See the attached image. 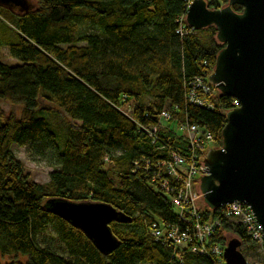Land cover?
I'll use <instances>...</instances> for the list:
<instances>
[{"label": "trees", "instance_id": "trees-1", "mask_svg": "<svg viewBox=\"0 0 264 264\" xmlns=\"http://www.w3.org/2000/svg\"><path fill=\"white\" fill-rule=\"evenodd\" d=\"M30 1L25 11L0 3V48L16 60L0 56V256L12 257L9 264H217L150 230L154 221L186 224L162 186L177 180L161 164L173 152L191 161L204 150L179 126L210 133L206 148L223 144L234 98L209 78L225 46L216 26L187 24L190 0ZM198 79L214 90L212 107L189 99L194 89L202 95ZM3 102L21 113L7 114ZM12 144L51 162L48 183L31 180ZM55 197L112 205L132 220L110 222L119 245L105 252L50 210L47 199ZM199 208L205 220L223 219L211 242L226 245L231 233L264 256L226 207Z\"/></svg>", "mask_w": 264, "mask_h": 264}, {"label": "water", "instance_id": "water-1", "mask_svg": "<svg viewBox=\"0 0 264 264\" xmlns=\"http://www.w3.org/2000/svg\"><path fill=\"white\" fill-rule=\"evenodd\" d=\"M9 8L29 9V0H0ZM242 5L241 12L233 5ZM186 22L199 29L217 28L224 47L217 54L210 81L222 92L238 98L240 105L228 111L222 146L210 149L205 158L208 171L200 180L204 202L218 208L243 201L264 227V0H229L219 9L206 0H193ZM50 210L90 234L100 250L111 252L119 238L110 222H130L131 216L112 205L49 198ZM264 229V228H263ZM242 241L230 238L225 247L228 264H246Z\"/></svg>", "mask_w": 264, "mask_h": 264}, {"label": "built area", "instance_id": "built-area-1", "mask_svg": "<svg viewBox=\"0 0 264 264\" xmlns=\"http://www.w3.org/2000/svg\"><path fill=\"white\" fill-rule=\"evenodd\" d=\"M192 1H189L188 8ZM197 85L200 86L202 95H198L196 92L198 89H194L189 94V99L201 105L212 107L213 105L204 98L206 94L213 92L211 85L203 82L202 79H198ZM239 105L240 100L234 97L233 108ZM162 118L169 120L171 119V114L167 111H162ZM179 130L188 135L192 146L204 150L200 154L194 151L191 161L184 155L173 152L172 159L165 160L161 164L169 176L177 180L178 185H174V188H170L167 180L162 186L168 188L167 193L171 203L178 209L180 217L185 220L186 224L181 227L179 223L154 221L150 230L156 239L170 241L178 246L190 245L192 251L213 255L217 264H228L224 257V249L228 243L223 245L222 243L211 242V238L221 226L223 219L218 217L205 220L202 218V210L199 208V201L203 197L200 180L202 176L208 173L205 158L207 157V152L212 149L206 148V141L211 139L212 135L208 132H203L196 124L189 122L182 123L179 126ZM156 132L157 127H153L150 130V134L154 137H157ZM224 207H226L225 216L241 223L250 237L256 242V245H258V250L264 254V227L258 221L251 206L239 200L228 203ZM246 264H264V258L263 260L247 259Z\"/></svg>", "mask_w": 264, "mask_h": 264}, {"label": "rangeland", "instance_id": "rangeland-1", "mask_svg": "<svg viewBox=\"0 0 264 264\" xmlns=\"http://www.w3.org/2000/svg\"><path fill=\"white\" fill-rule=\"evenodd\" d=\"M35 1L36 0H31L30 2L33 5L35 3ZM223 6H226V5H223ZM0 56L4 60V62H8V63H15L16 62V60L9 53V47L8 46H5V47L3 46L0 48ZM213 71H214V69H213ZM212 94H213V92L210 94L211 97L213 96ZM204 98L209 103H211V105H213V103L210 102V99H209L207 94L205 95ZM2 106L5 109L7 114L10 112H15L17 115H19V113H21V111H22V108L20 106L13 105L9 102H3ZM212 147H214L213 144H210L208 146V148H212ZM11 149H12V151H14L16 158L19 159L21 162H23V164L25 166V170H26V172L29 173L31 180H35V181L40 182L42 184L48 183L49 178H50V173L54 169V166H52V164L49 160H47L45 157H40L38 155H33V154L31 155L30 152L27 150V148L23 145L19 146L17 144H12ZM203 203H205V202H204V198L202 197V199L199 201V204L203 205ZM228 236H229V239L234 237V235H232L231 233L228 234ZM241 248L246 253L248 260H252V259L263 260V258H264L263 256H259L258 253L253 252V251L248 253V249H246L242 245H241L240 249ZM21 259L26 260L25 258H21ZM12 261H13V258L10 256H4V257L0 256V264H9Z\"/></svg>", "mask_w": 264, "mask_h": 264}]
</instances>
